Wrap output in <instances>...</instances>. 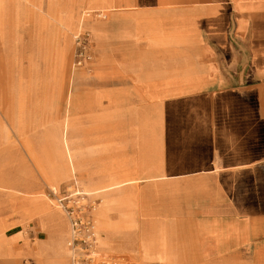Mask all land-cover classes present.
Returning a JSON list of instances; mask_svg holds the SVG:
<instances>
[{"label":"crops","instance_id":"obj_1","mask_svg":"<svg viewBox=\"0 0 264 264\" xmlns=\"http://www.w3.org/2000/svg\"><path fill=\"white\" fill-rule=\"evenodd\" d=\"M40 3L52 4L71 31L80 5L85 17L115 11L90 27L94 62L69 80L63 130L40 137L54 142L64 178L92 164L93 119L126 123L116 132L131 147L122 151L118 138L116 163L108 146L100 148L101 165L122 168L107 171L101 184L80 182L84 194H102L105 219L115 211L110 229L96 232L97 251L122 264H264V0ZM28 4L35 6L3 0L0 17H15L24 34ZM30 71L36 74L33 61ZM5 87L19 124L33 99L38 121L40 79L7 77ZM25 143L35 155L34 139ZM126 182L148 185L118 190ZM1 189L14 193L0 215V264H71L67 218L39 193Z\"/></svg>","mask_w":264,"mask_h":264},{"label":"rangeland","instance_id":"obj_2","mask_svg":"<svg viewBox=\"0 0 264 264\" xmlns=\"http://www.w3.org/2000/svg\"><path fill=\"white\" fill-rule=\"evenodd\" d=\"M13 1L14 3L19 2V0ZM26 1L31 4L34 2L35 6L32 4V7L28 4L31 16L27 17L28 20L23 23L25 28L24 34L18 28L19 23L13 21L14 23L12 24L11 20L15 17H10V22L7 21V17H0V215L8 210L7 201L10 198L9 195H13L14 193L13 191L1 188H13L19 185L20 188L33 191V193H39L40 199H44L52 210L61 212L65 216L56 207L55 197L73 191L83 192L82 194H84L85 191L81 187V181L84 183L101 184L107 171L115 173L118 168H122L117 167V165L110 167L101 165L100 148L102 145L108 146L109 154L112 153L114 155L108 159L109 163H116L118 161L116 157L118 138H120L121 146L119 144V147H121L122 151L126 147H131L130 141L126 139L127 135L116 132L118 126L126 124L122 118L118 119L115 116L109 118L105 123L104 120L93 119L92 134L90 135L93 147L92 164L81 168L78 167L81 169L80 172L68 174V176L63 178L57 175L58 170L56 169L58 168L59 151L55 144H52L54 142H43L40 139L42 135H52L57 130H63L62 126L67 116L65 98L69 88V80L74 74L86 73V68L94 62L93 50L90 61L84 62L80 67L74 65L75 53L77 51L74 37L79 33L87 34V42H91V38L96 32L93 28L92 32L90 27L99 25L104 19L108 20V17H112L115 11L111 8L107 12H95L85 17L83 13L87 11L88 7L80 5L77 10L76 28L71 31L68 29L67 22L56 21L60 15L55 16L53 14L54 6L52 4L51 6L53 7L47 6L45 8L41 5L40 0ZM39 6L40 11L36 8ZM2 12L3 0H0V13ZM52 14L55 17H52ZM82 16L85 18L82 19ZM40 20H42L43 28H40ZM22 50L23 53H21ZM19 59L24 60L20 62ZM32 61L35 64L34 72L36 74L34 75L31 71V73L27 72L28 65ZM22 76L40 79V108L43 109L38 118L39 123L34 116L36 110L32 108L36 99L27 102L29 105L26 104L25 114L27 116H24L23 121L21 120L22 122L19 124L17 119V101H12L10 100L11 96H7V93L11 91L9 87L6 92L5 81L7 77L13 81H17V78ZM93 115L94 117H99L100 114L94 113ZM22 123L23 129L17 131L19 125ZM32 138L35 143V155L33 156L30 155L27 143H25ZM123 138L128 144L124 143ZM76 139L84 142V133H77ZM124 159L126 160L125 157ZM121 161L124 162V160ZM126 183L129 184L118 190L141 189L148 185L147 183ZM153 185L157 189L164 188V183L162 182L153 183ZM118 190L109 193L112 199H116L113 196L116 195ZM53 193H56V195L54 196ZM87 196L89 199H97L99 201L94 212L96 232H104L106 229H110L111 225L107 219L112 217L115 211L109 210L105 219L104 213L109 207L105 206L102 194ZM28 227V224L22 227L26 235L28 234ZM14 230L12 229V231ZM10 232L8 231V233ZM102 243V240L99 239L97 244L99 251H102L100 250ZM131 264L146 263L133 260Z\"/></svg>","mask_w":264,"mask_h":264},{"label":"built area","instance_id":"obj_3","mask_svg":"<svg viewBox=\"0 0 264 264\" xmlns=\"http://www.w3.org/2000/svg\"><path fill=\"white\" fill-rule=\"evenodd\" d=\"M87 34L79 33L74 37L77 51L74 65L82 66L90 61V43ZM55 196L56 193H53ZM56 207L66 216L70 235L67 247L70 252L71 264H122L110 255H104L96 249V230L94 212L99 201L89 199L87 195L78 191L64 193L55 197Z\"/></svg>","mask_w":264,"mask_h":264},{"label":"bare ground","instance_id":"obj_4","mask_svg":"<svg viewBox=\"0 0 264 264\" xmlns=\"http://www.w3.org/2000/svg\"><path fill=\"white\" fill-rule=\"evenodd\" d=\"M67 152V151H66ZM89 195H92V194H90V193H88ZM96 245H97V233H96Z\"/></svg>","mask_w":264,"mask_h":264}]
</instances>
